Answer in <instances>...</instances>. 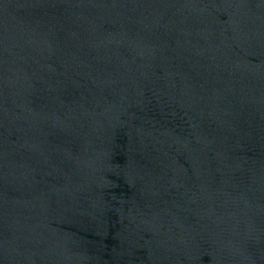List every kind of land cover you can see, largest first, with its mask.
<instances>
[{
    "label": "water",
    "instance_id": "water-1",
    "mask_svg": "<svg viewBox=\"0 0 264 264\" xmlns=\"http://www.w3.org/2000/svg\"><path fill=\"white\" fill-rule=\"evenodd\" d=\"M0 264H264V0H0Z\"/></svg>",
    "mask_w": 264,
    "mask_h": 264
}]
</instances>
